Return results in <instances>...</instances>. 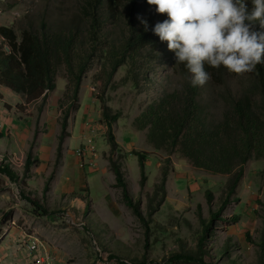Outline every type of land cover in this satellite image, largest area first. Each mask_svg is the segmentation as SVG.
Wrapping results in <instances>:
<instances>
[{
    "label": "rangeland",
    "instance_id": "obj_1",
    "mask_svg": "<svg viewBox=\"0 0 264 264\" xmlns=\"http://www.w3.org/2000/svg\"><path fill=\"white\" fill-rule=\"evenodd\" d=\"M87 2L0 0V27L13 28L20 39L23 31L44 24L51 31L75 30L83 40L77 49L92 55L78 99L66 65L57 70L56 89L39 103L27 104L0 87V115L10 126L9 132L7 126L0 128V264H31L25 239L43 244L54 264H201L176 256L198 252L203 222L218 211L204 264H260L263 154L255 153L247 162L231 193L238 166L228 174L215 172L196 163L195 152L188 157L182 140L174 146L169 137L152 140L150 129L141 131L137 118L167 94L187 87L191 73L162 45L144 48L136 62L126 59L113 71L115 57L122 56L114 47L122 49L130 39L132 24L140 28L138 16L163 21L167 14L156 8L143 11L137 0H119L118 8L110 10L104 0L97 13L101 22L94 28L84 13ZM205 70L211 78L199 87L198 101L208 129L231 125L234 103L243 97L264 121L257 68L235 74L206 64ZM106 107L110 116L120 114L112 129ZM29 153L35 164L28 169ZM137 153L148 154L144 169ZM114 163L126 189L118 186ZM6 166L14 179L1 171ZM30 191L41 197L48 216L36 214L23 198ZM125 194L139 205L141 215L127 204ZM113 254L118 258L111 259Z\"/></svg>",
    "mask_w": 264,
    "mask_h": 264
},
{
    "label": "trees",
    "instance_id": "obj_2",
    "mask_svg": "<svg viewBox=\"0 0 264 264\" xmlns=\"http://www.w3.org/2000/svg\"><path fill=\"white\" fill-rule=\"evenodd\" d=\"M249 3V10H251L253 5L251 2ZM107 4L110 10L118 8L119 0H107ZM137 5L143 11L156 8L155 5H149L147 0H137ZM86 6L84 13L88 18L91 17L92 27L95 28L101 22L97 13L104 6V0H88ZM144 19L148 21V24H154V21L162 22L153 16ZM137 24L140 28H136L135 24H132V35L122 46V49L114 47L118 52L122 51V56H120L121 58L115 57L118 62L114 65L113 71H116L118 63H124L126 59L136 62L138 53L144 48L146 50V48L155 45L167 47L165 42H161L152 30L145 31L140 20ZM255 30L264 31V28H261L257 22ZM80 37L75 30L70 32L51 31L48 25L44 24L40 28L32 27L23 31L20 39L13 28L0 27V87L22 96L27 104H36L44 101L48 94L56 89L57 70L60 66L66 65L75 85L73 96L78 99L83 85L82 79L90 66L92 56L89 51L77 49L78 45H83V40L81 41ZM93 38L95 39L96 36ZM145 54L147 60L151 62L152 54L149 50L145 51ZM178 64L190 73L185 64ZM257 69L261 81L260 94L264 100V66L257 65ZM198 97L199 86L193 87L191 83H188L187 87L167 94L158 104L148 107L137 118L136 123L141 131L151 130L150 138L152 140L163 135L171 138L174 146H177L182 140L185 153L188 157L193 158L195 157L193 152H195L197 155L195 161L202 167L228 174L238 166L239 170L230 185L231 193H234L239 181L243 178L247 162L255 153L264 156V121L254 111L252 101L248 97H243L234 103L235 117L231 125L224 123L216 129H208L200 113L201 106ZM108 109L105 108L104 116L107 119L108 127L112 129L114 123L120 118V114L110 116L107 113L110 111ZM112 141L114 142V140ZM205 149L209 152L206 153ZM137 155L141 167L144 169L148 154L137 153ZM27 157V168L29 169L35 162L31 153ZM113 170L117 176L118 186L126 189V181L120 166L114 163ZM1 171L14 179L15 174L10 166H6ZM46 191H48V187L45 188L44 192ZM211 194L208 192L210 200L213 199ZM23 198L32 205L36 214L40 216L50 214L38 194L30 191L27 195L23 194ZM125 199L127 204L135 210L136 215H141L139 205L131 201L127 194H125ZM227 203H229L228 200H225L223 206L226 207ZM161 204L162 202L159 203V205ZM219 215L218 211L212 215L210 222H203V233L199 239L198 252L182 253L176 256L178 257L176 259H188L204 264L205 244ZM236 219L238 221L239 217ZM261 246L260 264H264V238ZM227 249L226 251H228ZM116 258H118L116 254L111 255V259Z\"/></svg>",
    "mask_w": 264,
    "mask_h": 264
},
{
    "label": "clouds",
    "instance_id": "obj_3",
    "mask_svg": "<svg viewBox=\"0 0 264 264\" xmlns=\"http://www.w3.org/2000/svg\"><path fill=\"white\" fill-rule=\"evenodd\" d=\"M158 14L167 19L151 29L177 63L185 64L191 73L193 87L204 86L211 78L205 70L224 67L231 73L253 72L264 64V0H147ZM144 30L148 21L138 16Z\"/></svg>",
    "mask_w": 264,
    "mask_h": 264
},
{
    "label": "built area",
    "instance_id": "obj_4",
    "mask_svg": "<svg viewBox=\"0 0 264 264\" xmlns=\"http://www.w3.org/2000/svg\"><path fill=\"white\" fill-rule=\"evenodd\" d=\"M25 238H23L24 241ZM31 264H54L53 257L48 251H44V245L40 242H33L32 240L25 239Z\"/></svg>",
    "mask_w": 264,
    "mask_h": 264
},
{
    "label": "crops",
    "instance_id": "obj_5",
    "mask_svg": "<svg viewBox=\"0 0 264 264\" xmlns=\"http://www.w3.org/2000/svg\"><path fill=\"white\" fill-rule=\"evenodd\" d=\"M9 93H11V92H9ZM12 94H14V93H12ZM15 95H16V94H15ZM17 96H20V95H17ZM0 117H1V118H0V119H1L0 122L2 123V124L0 123V128H1L2 130H6V126H7V131H6V132H9V130H10V126H9V124H8V125H5V122H4L5 119H4V117L1 116V115H0ZM7 119H9V118H7ZM4 127H5V129H4ZM13 133H14V131H13Z\"/></svg>",
    "mask_w": 264,
    "mask_h": 264
},
{
    "label": "bare ground",
    "instance_id": "obj_6",
    "mask_svg": "<svg viewBox=\"0 0 264 264\" xmlns=\"http://www.w3.org/2000/svg\"><path fill=\"white\" fill-rule=\"evenodd\" d=\"M33 242H37V241H33Z\"/></svg>",
    "mask_w": 264,
    "mask_h": 264
}]
</instances>
